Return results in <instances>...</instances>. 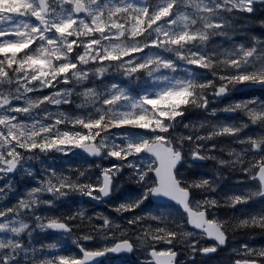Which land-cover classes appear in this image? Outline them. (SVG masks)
Instances as JSON below:
<instances>
[{"label":"snow or ice","instance_id":"obj_1","mask_svg":"<svg viewBox=\"0 0 264 264\" xmlns=\"http://www.w3.org/2000/svg\"><path fill=\"white\" fill-rule=\"evenodd\" d=\"M255 3L0 0V179L22 169L25 159H38L37 151L67 155L79 149L89 156L118 161L102 168L95 180L86 171L73 179L46 169L48 175L38 186L30 188L11 207H0V264H99V257L130 253L137 247L148 251L152 257L149 264H178L180 253L174 249L181 244L190 250L194 264L197 253L207 256L225 246L230 229L264 231V209L242 213L243 218L235 222L218 219L214 209L222 206L221 201L204 195L216 191L213 180H186L180 172L189 158L194 162L214 160L220 166L239 168L250 180L258 181L253 188L226 196L223 206L235 208L264 198V100L239 101L220 109L243 113L247 121L184 123L189 110H208L209 89L217 98L239 85H259L264 90V41L253 35L251 47L241 43L233 49L206 50L213 37L229 35L238 19L232 13H254ZM249 23L264 28V19L249 18ZM256 44L261 45L259 50ZM153 49L157 51L151 52ZM137 53L140 56L134 59ZM162 53H172L175 59ZM113 62L124 76L145 72L153 83L142 95H132L116 83L101 85L103 91L97 87L76 91V86L89 81L90 75L102 77L107 71L103 65ZM179 62L208 70L213 79L197 77L186 68L183 71L189 78L171 75L181 68ZM97 64L101 66L93 67ZM161 69L170 74H163ZM58 85L64 86L57 89ZM45 89L49 94H43ZM30 93L39 95L33 99ZM73 95L81 97L78 108L91 107L87 114L48 111V105L59 108L73 103ZM20 100L23 105L16 103ZM217 111L213 108L211 114L215 116ZM251 125L260 127L261 134L241 138ZM179 127L187 134L178 131ZM221 137L232 138L245 147L240 151L230 149L231 159L219 158L211 154L217 145L207 142ZM125 168L131 170L129 179L143 187L138 196L112 208L118 214H132L128 227L103 214L96 215L102 223L95 224L94 217L86 216L83 210L64 217L36 214L39 207H52L73 193L96 201L111 197L115 181ZM25 171L32 175L31 169ZM194 189L202 199L194 198ZM12 190L11 180L0 186V201ZM45 194L51 198L45 199ZM149 198L173 202L186 218L143 211L136 215ZM76 219L87 221L89 229L72 242L79 254L61 251L59 243L41 244L38 249L32 244L37 229L71 234L73 225L69 222ZM147 221L155 222V226L147 223L137 228ZM187 225L199 232L187 230ZM117 231L120 237L111 246L88 249L80 242L92 241L95 235L114 236ZM23 234L28 237L27 243ZM194 236L214 243L198 247L199 240L192 239ZM161 243L168 247L158 251L155 246ZM233 252L239 255L233 264H264V247L245 243Z\"/></svg>","mask_w":264,"mask_h":264},{"label":"rangeland","instance_id":"obj_2","mask_svg":"<svg viewBox=\"0 0 264 264\" xmlns=\"http://www.w3.org/2000/svg\"><path fill=\"white\" fill-rule=\"evenodd\" d=\"M137 3L140 2V0H136ZM254 9L255 12L254 13H240V12H234L231 14V16H235L238 17V19H236L235 23L233 24L234 26H237L236 24H238L240 21H243V19L247 20V22L249 21V18L257 20L255 16L259 15V19H264V3L257 4L254 5ZM249 23H242L241 25H239L241 28H245V26H247ZM231 30L229 31V35L228 36H221L220 39L221 41L226 40L227 42V49H233L235 47H238L239 44L243 43L245 44L246 47H251L253 46V41H251V36H256L258 37L261 41H264L262 38L264 37V28H261L259 25H257V32H252V33H243L242 36H239V34L236 32L235 27H233ZM247 37V38H246ZM247 39H249V42H246ZM221 47V45H219ZM258 50L260 48L259 44L255 45ZM150 50L146 49L145 52H149ZM157 50L153 49L151 50V52H155ZM163 55H167V56H171L173 59H175L174 55L172 53H162ZM140 54L137 53L135 54L134 59L139 58ZM127 59V58H126ZM181 65V68L177 70L176 73H171V75L177 76V77H183V78H189V73L183 71V69H189L191 71V73H194L197 77H199V74H203L202 72H196L195 69H192L193 66L195 65H186L184 62H179ZM101 65H93V67H99ZM104 67L107 68V71L104 73V75L102 77H98V76H91L90 75V79L89 81H85L83 82L82 85H77L76 86V91L80 92L83 90V87H97L100 91H103V87H101V85H110L112 83H116L119 84L121 87L126 88L128 91L132 90V89H140L142 88L144 85H149L151 83V79L147 76V74L145 72H141L143 73V76H140L139 74H134L132 77H126L123 75V70L118 68L117 66V62H113V64L109 65L107 63H105L103 65ZM115 66V68H113ZM190 66V67H189ZM197 67V66H195ZM199 68V67H197ZM113 69H116V73L115 74L113 72ZM119 70V71H118ZM163 70L162 72H166L168 74L169 71L168 70ZM166 74V75H168ZM64 86V85H63ZM62 86V87H63ZM137 91V90H136ZM130 92V91H129ZM212 92V89H209V93ZM131 93V92H130ZM43 94L47 95L48 94V90L45 89L43 90ZM132 95H137L134 93H131ZM36 95H39V93L37 94H29V96H32V98H36ZM73 97H77L79 101V103L81 104V97L73 95ZM264 96L259 95V99H263ZM23 100L17 101V102H21ZM209 108L207 111L204 110V112L206 113V117L203 119H199L197 118L196 123L195 124H199L201 122H208L211 116V109L215 108L218 111L220 109H223L226 105V100H219L216 99L215 97H211V99L209 100ZM231 104V103H230ZM229 105V104H228ZM74 107V105L72 106V108ZM79 110L82 112V114H87L88 111L91 110V107H86V108H79ZM217 111V112H218ZM81 115V114H78ZM224 120H226V118H224ZM184 123H190L189 121H184ZM260 128V127H259ZM178 131H183L185 132V134H187V130L183 129L182 127L178 128ZM203 134V133H201ZM261 134V131L259 130V135ZM225 141V140H224ZM117 143H119V140H117ZM208 144H212L209 142H207ZM216 144V143H215ZM234 148V147H233ZM217 149V147H216ZM214 149L212 151V155H215L219 158H223V159H228L226 157L225 154H220L217 153ZM235 149V148H234ZM140 163H144L143 161H139ZM113 163H118V161H116L114 158H110V159H102L101 161L97 162V167L99 169L102 168H106L111 166V164ZM101 164V165H100ZM185 167H197V163L192 162L190 159L186 160V162L184 163ZM214 166V165H213ZM217 169H216V176L218 178H225V179H229L232 181H237L238 184L240 186H242L244 188V190H247L249 188H253L257 185L256 182L252 181L249 179L248 174L240 171L239 169L236 170V172L233 175H236V178H231L229 175H223L220 171L222 166L216 164ZM200 167V166H198ZM230 170H233L232 168H230ZM184 169H182V172L184 173ZM181 172V174H182ZM124 172L122 175H119L116 181V184H120L122 185V182L124 180ZM182 176L185 178V175L182 174ZM186 180H188L187 178H185ZM210 179V178H209ZM209 197H213L210 193H209ZM195 199H202L201 196H196L194 197ZM256 203L259 202V204L261 203L260 199L257 198L256 200H254ZM264 205V204H263ZM214 215L216 218L221 219V220H226V221H232L234 214H230L229 210L227 207L222 206L220 209L216 208L214 209ZM209 218H213V215L210 214ZM231 235L232 238L228 241L227 245L225 248H223V250H221V253L219 254V256L214 257V258H210V257H203L201 256V254L197 253L195 255V261L194 264H233V261L235 259L239 258V255L233 252V249H238L241 245L247 243L249 246H252V239H250V237L246 236L247 233L243 234L244 237L242 238H237V235L239 234L240 231H232L231 229L228 231ZM246 236V237H245ZM192 239H198L199 240V244L198 247H207L210 246V244L205 240V238H200L199 236H194ZM107 240L104 238V242H106ZM103 242V243H104ZM97 246V245H95ZM95 246H91V247H95ZM184 248H182L181 250H179L180 253V262L181 264H193V261H191V259L193 258L191 256L190 250L183 245ZM258 248H261V244L259 243V245L257 246ZM165 249L164 247H162L160 250ZM140 255H143L144 257H146L147 251L144 250L143 248H140L139 250ZM230 254H235V258L230 259L228 258V256Z\"/></svg>","mask_w":264,"mask_h":264},{"label":"flooded vegetation","instance_id":"obj_3","mask_svg":"<svg viewBox=\"0 0 264 264\" xmlns=\"http://www.w3.org/2000/svg\"><path fill=\"white\" fill-rule=\"evenodd\" d=\"M80 160L82 161L81 162L82 165H87V158L82 153H81V156H80ZM22 173L23 172L21 171V172H17L14 175H9V177H7L6 179H2L0 181V184H5V183L8 182V180H11V182L13 184L14 182L18 181V179L20 178V175ZM71 173H74V170ZM0 175H2V174H0ZM20 197H21L20 195L10 194V195H7V198L5 200L0 201V203L6 204V203H9L10 202L12 204L13 203L15 204ZM110 200L111 199H109L107 201H95V203L93 202V206L91 208H88V207L84 206L82 203H78L76 205V207H75V211L74 212H77L79 210H83L86 213V216H92V217H94V221L93 222L95 224H101L102 223V220L95 219V217H96L97 214H103V215L106 214V216H108L110 219H112L115 223L119 224L120 214H118L116 212L105 211L106 205L110 202ZM36 214H38V211H37ZM68 215H71V212L70 211L67 214V216ZM69 223H71V221ZM100 237H102V236L101 235H97L96 236V238H100ZM115 237L116 238H119L120 237V232L119 231L115 232V235L114 236H108L107 238H109L110 240H115V242H116L117 240L115 239ZM101 240H104V238L102 237ZM27 241H28V238L26 239V242ZM108 244H110V243H108ZM261 246L264 247V244L261 243ZM92 249H95V248H92ZM181 249H182V245H177L174 250L179 253V250H181ZM217 254H220V251L214 253L215 256ZM112 257H114V256H108L106 259H104L103 261H101L99 264H109V261L111 260ZM191 261H193V258L191 259ZM194 261H195V259H194ZM119 262H120V259H118L116 262H115V259H112L111 260V263L112 264H115V263L116 264H119ZM145 263L146 264H149V261H146ZM178 264H181V262H180V255L178 256Z\"/></svg>","mask_w":264,"mask_h":264},{"label":"trees","instance_id":"obj_4","mask_svg":"<svg viewBox=\"0 0 264 264\" xmlns=\"http://www.w3.org/2000/svg\"><path fill=\"white\" fill-rule=\"evenodd\" d=\"M213 49H216L217 51H222L220 48H213ZM205 77H207L208 79H211L209 74L207 76H205ZM189 111L186 113L184 119L189 118V114H188V113H190ZM208 122L212 123L210 120ZM240 193H241V191L238 190L237 188H235L234 190L231 189L230 192L227 194V196L233 195V194H240ZM225 197L226 196H222L221 197V204L223 203ZM259 209H260L259 203L258 204L252 203V204L249 205L248 209H246L245 211L247 212L246 214H248V213H255V212L259 211ZM237 218H241L242 219L243 216L242 215H239V216L235 215L234 220H236ZM233 222H235V221H233ZM236 231H254V232H257V231H260V229L259 230L258 229H236Z\"/></svg>","mask_w":264,"mask_h":264},{"label":"water","instance_id":"obj_5","mask_svg":"<svg viewBox=\"0 0 264 264\" xmlns=\"http://www.w3.org/2000/svg\"><path fill=\"white\" fill-rule=\"evenodd\" d=\"M257 1V0H256ZM252 88H259V89H261L260 88V86L259 85H255V86H252V85H243L241 88H240V90L242 91V90H246V89H252ZM86 154V153H85ZM153 201H155V202H160V203H164V202H171V201H168V200H166V199H163V198H151ZM172 203V202H171ZM190 227H192L191 225H190ZM102 257H99V259H101Z\"/></svg>","mask_w":264,"mask_h":264}]
</instances>
